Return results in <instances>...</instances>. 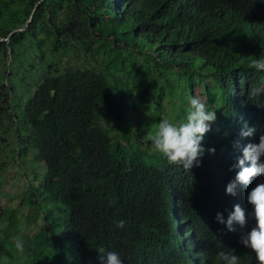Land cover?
Listing matches in <instances>:
<instances>
[{"label":"trees","instance_id":"trees-1","mask_svg":"<svg viewBox=\"0 0 264 264\" xmlns=\"http://www.w3.org/2000/svg\"><path fill=\"white\" fill-rule=\"evenodd\" d=\"M262 55L264 0H0V140L14 129L13 158L32 162L22 203L38 230L4 209L0 261L100 264L104 247L123 264H222L219 251L258 264L215 217L251 211L264 182L226 194L242 147L264 134V72L250 67ZM189 96L217 120L186 170L147 137L182 121ZM245 124L256 131L241 138Z\"/></svg>","mask_w":264,"mask_h":264},{"label":"clouds","instance_id":"clouds-1","mask_svg":"<svg viewBox=\"0 0 264 264\" xmlns=\"http://www.w3.org/2000/svg\"><path fill=\"white\" fill-rule=\"evenodd\" d=\"M250 67L258 72H264V55L251 61ZM259 91V90H254ZM217 120L216 111H210L199 96L188 97V108L182 121L174 122L163 118L158 123L154 133L147 138L152 149L164 157L170 165H179L186 170L199 166L201 157L206 151L202 146L205 135L211 130V124ZM256 129L245 124L239 135L241 138L251 137ZM240 147L239 141L235 142ZM215 154V148L208 149ZM264 134L259 142H250L242 147V156L237 158L233 168H239L235 177L227 184L226 194L236 196L241 187H248L254 178L264 177ZM246 202L251 206L247 211L240 204H235L225 219L221 212L216 213V220L226 225L229 232H236L237 226L241 230L239 242L255 253L258 264H264V182L257 183L246 195ZM254 220L248 230L249 219ZM126 221H116V227L123 229ZM17 251H24V241L20 236L12 238ZM100 264H123L118 253L108 251L104 247L96 249ZM222 264H239L240 257L233 251H219L217 253Z\"/></svg>","mask_w":264,"mask_h":264},{"label":"rangeland","instance_id":"rangeland-1","mask_svg":"<svg viewBox=\"0 0 264 264\" xmlns=\"http://www.w3.org/2000/svg\"><path fill=\"white\" fill-rule=\"evenodd\" d=\"M36 88H33V93ZM32 93V94H33ZM167 104V103H165ZM5 134L1 135L0 140V164L4 165L0 168V216L4 209H19L20 220L22 222V230L25 234L37 235L38 230L34 228L35 221H29V207L23 204V197L27 192V182H34V172L32 170V162L30 158L24 160L25 165L17 164L13 158L15 147V130L5 129ZM3 141V142H1ZM33 169L39 174H44L46 168L44 165L34 166ZM37 183V182H36ZM55 205V204H54ZM0 264H19L8 255L2 257Z\"/></svg>","mask_w":264,"mask_h":264}]
</instances>
